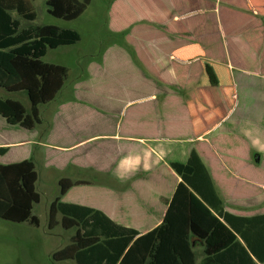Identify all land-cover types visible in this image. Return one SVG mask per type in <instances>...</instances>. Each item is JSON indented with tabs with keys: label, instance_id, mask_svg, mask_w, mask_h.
Here are the masks:
<instances>
[{
	"label": "crops",
	"instance_id": "obj_1",
	"mask_svg": "<svg viewBox=\"0 0 264 264\" xmlns=\"http://www.w3.org/2000/svg\"><path fill=\"white\" fill-rule=\"evenodd\" d=\"M107 14L120 40L39 106V124L0 114V164L32 158L38 203L52 188L48 210L61 179L86 181L60 200L144 234L181 181L169 163L195 151L224 211L264 215V150L253 144H264V0H112ZM190 238L199 264L204 241Z\"/></svg>",
	"mask_w": 264,
	"mask_h": 264
},
{
	"label": "trees",
	"instance_id": "obj_2",
	"mask_svg": "<svg viewBox=\"0 0 264 264\" xmlns=\"http://www.w3.org/2000/svg\"><path fill=\"white\" fill-rule=\"evenodd\" d=\"M90 1L45 0V4L51 15L73 20ZM36 17L33 0H0V88L25 92L30 103L26 108L18 99L0 96V114L9 123L26 128L40 123L39 106L52 101L68 77L66 66L42 58L49 48L74 44L81 37L74 29L53 24L21 25V18L33 22ZM169 165L181 181L162 224L144 234L115 223L98 209L62 202L61 196L71 186L87 182L61 179L58 194L49 206L48 228L59 224L75 232L69 243L51 254L52 259L74 260L76 264H194L192 234L205 245L199 264L264 263V215L245 218L224 211L210 174L195 151L186 162L173 161ZM36 180L32 158L0 164V218L39 225L33 213L34 204L40 201ZM173 206L177 207L174 227L173 221L167 219ZM253 223L257 230L249 237ZM237 252L246 255L247 261L242 256L235 258Z\"/></svg>",
	"mask_w": 264,
	"mask_h": 264
},
{
	"label": "rangeland",
	"instance_id": "obj_3",
	"mask_svg": "<svg viewBox=\"0 0 264 264\" xmlns=\"http://www.w3.org/2000/svg\"><path fill=\"white\" fill-rule=\"evenodd\" d=\"M111 2L112 0H91L79 17L64 20L47 12L45 0H33L37 17L33 22L21 18V25L53 24L79 32L81 37L76 43L49 48L42 58L45 62L66 66L68 82L82 72L91 58L97 59L107 44L120 40L117 35H111L107 28V13ZM0 96L16 98L29 106L23 91L8 92L0 88ZM40 192L42 200L33 207V213L39 218L38 226L0 218V264H76L74 260L52 259L51 254L70 241L75 229L66 230L59 224L53 229L48 228V201L52 188Z\"/></svg>",
	"mask_w": 264,
	"mask_h": 264
},
{
	"label": "clouds",
	"instance_id": "obj_4",
	"mask_svg": "<svg viewBox=\"0 0 264 264\" xmlns=\"http://www.w3.org/2000/svg\"><path fill=\"white\" fill-rule=\"evenodd\" d=\"M253 144L258 146L261 150H264V144H262L258 138L253 140Z\"/></svg>",
	"mask_w": 264,
	"mask_h": 264
}]
</instances>
